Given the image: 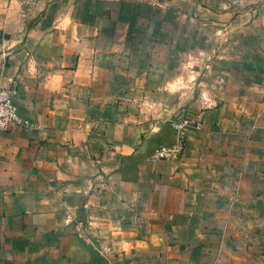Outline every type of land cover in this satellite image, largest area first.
Segmentation results:
<instances>
[{
    "label": "crops",
    "instance_id": "1",
    "mask_svg": "<svg viewBox=\"0 0 264 264\" xmlns=\"http://www.w3.org/2000/svg\"><path fill=\"white\" fill-rule=\"evenodd\" d=\"M0 86V264H264V0H0Z\"/></svg>",
    "mask_w": 264,
    "mask_h": 264
},
{
    "label": "built area",
    "instance_id": "2",
    "mask_svg": "<svg viewBox=\"0 0 264 264\" xmlns=\"http://www.w3.org/2000/svg\"><path fill=\"white\" fill-rule=\"evenodd\" d=\"M170 125L180 134L183 139L188 129L202 130L203 122L201 115H190L182 112L170 120ZM17 127L28 128L29 123L21 121L18 107L14 101V90L0 86V131H10ZM175 150L168 147H161L157 150L155 159H165L173 155Z\"/></svg>",
    "mask_w": 264,
    "mask_h": 264
}]
</instances>
